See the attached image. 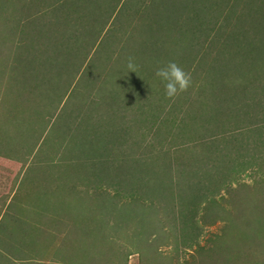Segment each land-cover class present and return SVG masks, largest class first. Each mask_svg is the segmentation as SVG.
<instances>
[{
  "label": "rangeland",
  "instance_id": "obj_1",
  "mask_svg": "<svg viewBox=\"0 0 264 264\" xmlns=\"http://www.w3.org/2000/svg\"><path fill=\"white\" fill-rule=\"evenodd\" d=\"M17 1L9 5L1 2L0 6V16L3 15L0 96L4 94L2 89L12 83L10 78H14L9 74L12 56L21 49L30 50L25 43L28 34L39 30L46 37L48 27L54 24L58 30L62 28L61 33L54 32L61 40L62 51L70 45L69 39L78 32L75 27L82 19L63 16L68 9L64 4L52 11L43 0H25L23 6L22 2L15 5ZM107 1L114 3V10L104 13L103 9H97L95 20L84 26L96 35L104 24L103 35L97 42L103 55L112 58L107 68L88 81L86 75L81 78V69L76 72L73 80L80 81L77 88L68 96L61 113L56 114L62 107L59 105L48 124L44 116L38 115L32 117L27 129L21 126L27 117H18L16 121L21 122L16 127L18 137L11 140L10 150H5L17 156L5 158L0 154V264H258L259 260L264 263V245L256 247L257 241L242 240L264 239L247 227L264 209V172L259 173L264 171V0H237L234 9L242 13L228 17L220 9L222 6L215 5L217 0ZM201 3L204 7L198 15L202 19L211 18L212 26L218 20L224 21L211 32V40L206 37L207 28L195 30L185 16L187 11H198ZM3 7L9 13L4 14ZM92 10L88 6L87 11ZM77 12L82 13L80 8ZM218 13L222 15L217 19ZM189 30L194 31L192 35L187 34ZM36 50L39 48L33 50L34 55ZM170 60L191 74V85L167 101L163 84L154 73ZM129 63L134 67L130 75ZM119 67L124 69L123 82L130 84L105 75L109 69ZM42 69L38 65L36 70ZM145 70L150 73L151 83L141 88L145 78L137 86L131 84L137 83L134 79ZM252 70L260 74L259 80L253 81L256 74ZM64 73L71 74L67 70ZM83 84L84 91L103 90V94L94 97L92 93L94 106L90 111L86 106L80 109L81 101L75 98ZM106 90H110L108 95L115 100L104 108ZM221 94L227 100L239 97V104L233 108L229 107L234 105L230 102L218 105L220 111L229 114L227 120L214 106ZM122 97L127 101H122ZM187 100L193 109H186ZM170 101L180 105V109L166 111L168 107L171 109ZM157 105L161 107L159 110L155 109ZM12 107L4 103L0 115L5 117ZM77 108L87 112L92 131L87 137L95 136L94 141L101 131L111 130L114 140V134L121 133L124 138L121 145L128 152L126 160L142 158L141 169L149 167V161L154 163L149 172L151 177L148 174L128 177L138 179L139 183H134L136 188L147 191L156 183L155 178L164 182V173L170 171L172 195L169 189L166 194L156 193L150 207L143 206L139 212L132 211L138 207L127 200L123 205L115 204L121 199L115 194V185L126 175L120 176V168L107 170L106 160L112 161V167L118 163L113 160L116 147L112 144L110 150L102 152L108 154L105 158L100 157L99 150H94L93 158L85 157L83 151L93 146L83 149L86 143L82 141L83 135L69 140L71 131L66 130L70 126L63 123L66 113ZM74 113L83 117L79 110ZM257 125L261 126L260 132ZM82 130L80 126L79 131ZM222 131L230 135L218 139ZM218 151L229 155L215 166L212 163L221 158ZM207 157L213 158L210 164L202 165H207L202 177L215 174L211 178L213 185L218 184L215 176L229 175L237 158L251 165L239 173L235 182H230L229 186L234 188L220 186L216 195L209 201L198 202L194 210L191 207L195 204L191 206L188 198L183 197L187 199L185 205L178 204V186L185 179L196 180V173L187 175L176 170V163L189 165L191 169L198 165L195 168L198 169ZM122 159L119 154V160ZM187 192L188 187H184L181 195ZM121 193L128 191L122 186ZM107 198L111 206L105 208ZM251 214L254 218L248 224L246 217ZM233 226L238 231L234 236L229 231ZM241 235L238 246L239 241L234 239Z\"/></svg>",
  "mask_w": 264,
  "mask_h": 264
},
{
  "label": "trees",
  "instance_id": "obj_2",
  "mask_svg": "<svg viewBox=\"0 0 264 264\" xmlns=\"http://www.w3.org/2000/svg\"><path fill=\"white\" fill-rule=\"evenodd\" d=\"M43 1L47 4V6L50 7L52 11L57 10L56 8L57 5L59 6V5L64 4V7L68 9L65 12L63 11L62 14L63 16H67L68 17L67 19H70V17L73 18L74 20H77L79 17H82V19L78 21V24H76V27H75L79 29L78 32L76 33L75 36L69 39L71 40V43L69 46H66L64 50L61 51V49L63 48L61 44V40L60 38H58V36H55L54 34L55 31H58V34L61 33L62 28L58 30L55 27V25L52 24L50 25V27H48L50 29L46 32V37H45V34L44 35L42 33L40 34L39 30L36 31V33L34 34L32 33L28 34V38L25 39V43L27 47L29 46V49H30L29 52L25 48V49H21L19 53L12 56L10 65H9V72H10L9 74L10 75L13 74L14 78L13 77L10 78L12 79L11 80L12 83L7 84L8 88L5 87L4 89H2L4 94L0 96V106L1 107L4 103L6 104L10 103L13 106L12 109L9 111V113H5L4 115L5 117H3V114L0 115V117H3L0 120V130L2 129L0 132V154L5 157L17 156L14 154L12 155L11 153L5 150L6 149L10 150L11 148L10 145H12L11 140L16 139V137H18L17 132L19 131L16 132V130L19 127L18 124L21 123V122L18 123V121H16L18 117H22V116L27 117L24 120L25 122L21 125V126L27 127V129L29 127L30 121L32 120V117L38 116V115L44 116L45 122L48 124L51 121L52 117L55 116V112L58 109L59 105H61L62 107L58 112H56V114L61 113L62 109L65 108L63 106L67 105L66 100L68 99V96L71 94L72 90H75L77 88L80 81H76L78 82L76 83L73 79H74V76L80 72V69H81V78L82 76L86 75L87 77L86 81H88V79L90 78H92L93 80L94 77L97 78L99 76L98 73L101 70H105V68H107L108 63L110 62V60H112L109 54H108L109 58H107L106 55H103V52H101L99 48L100 42L99 41L97 42V39L103 35L101 33H102V29L104 28V24L102 26H99V30H96L97 31L96 35H94L95 33L93 34V31L91 29H88V28L85 29L84 26H85V23H89L90 21L92 22L95 20V14L97 11H100L101 9H103L105 13L106 10H109V12L114 10L116 6H114L113 2L111 3L110 1H107V0H64V1L58 0L59 3L55 4L57 0H43ZM1 2L9 5L11 2H13V0H0V6H2ZM19 2H22L20 3V6H23L26 1L18 0L16 3L15 2L14 3L15 5L17 4L19 5ZM214 3L217 7L222 6L220 9L222 10L223 14H225V17L226 16L228 17L232 13L235 15L237 13V11H235L234 9V6H236L235 3H237V0H217ZM75 5H79V6H75ZM88 6L93 9L91 12L87 11ZM81 7H84V8H81ZM203 7L204 6L202 4V6H200V8L197 9L198 11H195V10H190V12L187 11V13H192V15L185 13V16H186V19L188 17L189 22L192 23V24L190 23L189 24L192 25V27H195V30L197 29L203 30L204 28H207L209 30V34H206L207 35L206 37L209 39L211 32L214 31L218 26L220 27L224 23V21L220 23L221 21L218 20L216 24L212 26L210 24L211 18L208 17L207 19H202L200 17L201 14L199 13V10L202 9ZM79 8L82 13L77 12V9ZM2 10L4 14L9 13L7 12L8 10L4 7ZM241 13L242 12L239 11L237 13V16L240 15ZM220 14L221 13L216 14L217 19ZM1 19L2 18H0V21ZM236 19H239V18H236ZM1 22H3V20ZM236 25L237 24L235 23L233 25L234 28L232 29H235ZM192 27L190 29H192ZM186 28L189 29V27L187 26ZM190 31L191 30H189L188 33L187 32L186 33L188 35H192L191 33L194 31H192L191 33ZM231 31L233 30H230V32ZM235 32L236 30H234V34ZM183 33L185 32H182V34ZM220 34L221 33H219L218 36H220ZM212 38H210V40ZM37 48H39V50L38 51L36 50L37 52H35V55H34L33 50ZM91 48H93V50L91 54H88ZM25 63L26 64L28 63L27 66L25 65ZM31 64L33 65V67L28 66ZM38 65L39 66L42 65L44 69L40 71L36 70ZM189 66L192 67L191 64H189ZM57 68H59V70H57ZM66 70L70 72L71 74L67 75L66 73H64L66 72ZM192 71L194 70L192 69ZM252 71L256 74V76L253 77V81L259 80V78L261 77L260 74L256 73L254 70ZM23 72H25V74ZM130 72L131 70L128 71L129 75H130ZM123 74H124L123 67L111 68L105 73L106 76H109L110 78H113V79L121 78L122 82L124 79L122 78ZM140 74H141L140 77L138 76L137 79H134L137 81V83H131V84H135L137 86L140 84V81L144 80L145 78L146 79L141 83V88L144 87L146 83H151V79H148V77L150 76L149 72H146L145 70L144 72H141ZM106 76H105V79L108 80L109 78H107ZM123 84H130V83L123 82ZM91 87L93 88V86ZM111 91L113 95L116 94L114 90H111ZM109 92L110 90L104 91V96H105L104 105H103L104 108L108 105L111 106L113 104V101L115 100V98L108 95ZM92 93L94 97L98 94H103V90L100 89L97 92H93L91 91V88H90V91H84V84L80 86V90H78V93H75L76 94L75 98L81 101V106H80L81 108L79 107L80 109H82V106H86L87 110L89 111L91 108H93L94 104L92 101ZM166 100L167 101L171 100V98H168ZM235 100H236V103H235ZM238 100H239V97L229 98V100H227L225 95L221 94L217 96L218 103H215L216 105L214 106H218L219 104H221L219 106H223L224 105L223 102L227 104H229L230 102L234 105L230 104L229 107L233 108L234 106H237L239 104ZM122 101H127V99L122 97ZM198 102L200 103L199 100ZM251 104L252 103H250V105ZM219 106L216 109V111L218 112L220 111ZM159 107L160 106L157 105L155 109L159 110L161 108ZM177 108L180 109V105L171 103V109H169L168 107L166 111L171 112ZM189 108H191V104L189 103V100H187L186 109L189 110ZM80 109L78 108L74 109L70 111L69 114L66 113V115L64 116L65 118H64L63 123L66 124L65 126H70V128H68L66 131L68 130L71 131V133L68 134V138L69 140L72 139L74 141L77 135H83L82 141L84 140L86 141V143L83 146V149L93 146L83 151L84 156L89 159L93 158L92 156H93L94 150H99L100 157L103 156L105 158V156H107L108 154L107 153L103 154L102 152L110 150V148L112 147V144L115 145L116 153H114L115 156L113 160H114V163H117V162L118 163L114 164L112 167V164H113L112 161L106 160L108 164L107 170L113 172V171H116L117 168H120L122 170L120 174L121 177L123 176V173H126L125 177L123 179L121 178V181H117V185H115L116 187L115 194H119V197L123 199L121 200L118 198L119 201L115 202V204L123 205L126 203V200H127L131 203H135V205L138 207V208L133 207L131 210L134 212H139V209L140 208L142 209L143 206L148 207V208L150 207L149 205H151L155 197H157V195H155L156 193L158 194V192H162L166 194V191L169 189L168 191L172 195L173 189L170 188V183H169L170 178H168L170 171H167L166 173H164V175L166 176V178H164V182H163V179L155 178L154 180L156 181V183L151 185L150 189H148L147 191L145 190L141 191L143 188H141V190L138 187L136 188V185L134 183L138 184L139 183L138 179L133 180L128 177H135V175L137 174H142V175L148 174V176L151 177V175H149V172L152 171L151 166H153L154 163L152 161H149L150 166L149 167L146 166L145 168L141 169L140 162L142 161V158L134 157L130 160H126L125 158L126 156H128L127 155L128 152L124 151L121 145V142L124 141L123 135L121 133L114 134L115 136L114 140H113V131L111 130L101 131L100 134L97 135L99 137L95 138L94 141L93 139L95 136L93 138L87 137L91 131L89 130L90 127H88L89 119L87 118V112L82 113ZM78 110L81 112L80 114H82L83 117L78 116L76 113H74L75 111H78ZM220 114H221V117L223 114L224 118L226 120L228 119L229 114L227 113L226 110H221ZM151 120H152V116H151ZM80 126L84 130L79 131ZM260 127L261 126H258L259 132L261 131ZM119 130L121 131L120 127H119ZM228 135L230 134H228L226 131H222L218 139L223 138V137L226 138V136ZM218 152H221L220 153L221 158H217V161L212 163L215 166H218V164L222 162V160L224 159L223 158L224 156L229 155L228 153L223 154L222 151H218ZM218 152H216V154H218ZM122 153H124V155ZM119 154H121V156L123 157L121 161L119 160ZM164 154H166V152H164ZM131 155H135V154H131ZM212 158H209V157L204 158L203 159L204 161H202L200 168L198 169H195L198 167V165L195 166L193 169H191L189 165H185L183 163L181 164L176 163V166H175L176 170H180L181 172H184L187 175H189L192 172L193 174L196 173L195 174L196 180L185 179L186 177H184L185 180H183V182H181L180 185L178 186V188L180 189V191L176 193L178 194L176 195L177 196L176 200L178 204L182 206L185 205L187 203L186 202L187 199H184L183 197L188 198L189 200L188 203H190L191 206L192 204H195L194 207H191V209L194 210L195 208H197L196 206L198 202H201V201L206 202V199L209 201L211 196L216 195L220 191V186L222 188H228V189L234 188L233 186L231 187L229 186L230 182L232 183L235 182L239 173L244 172V170L247 167H250L251 165L249 161L242 160L241 162H239L240 160L237 158V160L234 161V163L231 165V169L229 170V175H227V177L215 176L216 180L218 181L217 182L218 184L213 185L211 178L214 177L215 174L208 173L206 177H202V175L207 170V167H206L207 165L205 166H202V165L209 163ZM256 169L257 168H255V170ZM261 172L262 173L264 172L263 169L260 170L259 173ZM144 178L145 177L142 178L143 182H144ZM232 178L234 179L230 180ZM122 186L123 188L125 187V190L128 191V193L126 194L121 193ZM184 187L185 188L188 187V192L185 193V195H181V193L184 191ZM161 195L163 196V194ZM213 201L214 199H212V202ZM100 202L103 204L104 200L101 199ZM100 202H99V205H100ZM104 205H105V208L111 206V204L108 203V198L105 199ZM128 208L126 209L123 208V209L127 210ZM222 208L224 209V207ZM258 213H259V216H255L257 219L251 225L249 223H250V220L254 218V216L251 214V216L246 217L247 222L249 224V226L247 227H248V230L252 232H257L260 235L264 236V209L263 208L260 209V212ZM232 219L236 220V218H233V217ZM229 231L231 232L233 236L236 232H238L235 226L230 228ZM244 233L245 231L243 232V234ZM121 236L123 238L124 234ZM194 236L196 239V231H194ZM241 239H242V235L239 237V239H234L235 242L239 241L238 246H241V242H242ZM242 240H244V242L248 240L249 241L248 243L250 242L255 243L257 241V243H255L256 247L257 245H260L261 247L264 245V239H258V240L242 239ZM124 259L125 261L127 260V254L124 255ZM259 261L260 262H258V264H264L262 263V260H259Z\"/></svg>",
  "mask_w": 264,
  "mask_h": 264
},
{
  "label": "clouds",
  "instance_id": "obj_3",
  "mask_svg": "<svg viewBox=\"0 0 264 264\" xmlns=\"http://www.w3.org/2000/svg\"><path fill=\"white\" fill-rule=\"evenodd\" d=\"M128 67L134 71L131 63ZM154 74L163 84L164 95L169 98L177 96L191 85V74L174 60L158 66Z\"/></svg>",
  "mask_w": 264,
  "mask_h": 264
},
{
  "label": "crops",
  "instance_id": "obj_4",
  "mask_svg": "<svg viewBox=\"0 0 264 264\" xmlns=\"http://www.w3.org/2000/svg\"><path fill=\"white\" fill-rule=\"evenodd\" d=\"M3 157H5V156H3ZM6 158V157H5Z\"/></svg>",
  "mask_w": 264,
  "mask_h": 264
}]
</instances>
